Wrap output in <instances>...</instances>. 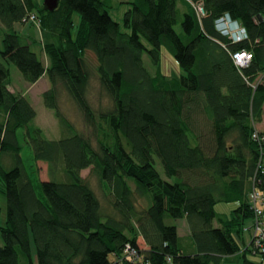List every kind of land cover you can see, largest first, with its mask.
<instances>
[{"label":"trees","instance_id":"obj_1","mask_svg":"<svg viewBox=\"0 0 264 264\" xmlns=\"http://www.w3.org/2000/svg\"><path fill=\"white\" fill-rule=\"evenodd\" d=\"M113 1L61 0L48 11L42 0H0V192L8 213L0 264H223L233 256L263 264L243 233L256 214L252 192L264 198V135L254 137L264 116V0H129L121 22L111 16ZM226 13L247 38L232 41L216 29ZM34 15L44 34L55 32L44 45L48 60L15 27ZM244 50L252 60L241 67L234 54ZM89 52L108 97L97 108ZM167 54L176 75L164 67ZM11 63L28 83L51 82L43 98L60 137L32 125L37 110L12 88ZM61 91L85 124L96 128L97 116L109 123L114 139L93 145L62 114ZM38 161L47 163V180ZM89 167L108 187L115 213L104 212L82 175ZM219 203L234 205L221 212ZM177 219L185 221L183 234Z\"/></svg>","mask_w":264,"mask_h":264},{"label":"rangeland","instance_id":"obj_2","mask_svg":"<svg viewBox=\"0 0 264 264\" xmlns=\"http://www.w3.org/2000/svg\"><path fill=\"white\" fill-rule=\"evenodd\" d=\"M43 1V0H42ZM129 0H114L112 4L114 5V8L111 9L110 13L111 16L116 18L118 21H122L124 17V12L128 8L129 4H127ZM182 8L185 9V6L182 5ZM74 32L76 33L78 26H80V18L77 14H74ZM23 28L22 30L24 34L27 36L29 41H31V47L34 51L37 52L39 58H46V51L44 50V45L47 42L55 41V32L53 33L52 30H46V33L44 34V30L42 29V19L39 16H33L29 21H25L22 24ZM181 29L180 24L177 26V30L179 31ZM147 46L149 44L145 41ZM166 51H164V54ZM168 57H166V65L164 66L168 73H171V76L176 75L177 66H175V59L170 56V54H167ZM144 57V63L145 66L150 68L153 73H155L156 68L152 66L151 58L147 53L143 54ZM86 59L90 62L91 68L94 71V74L91 78V94H90V100L93 103V105L97 108L99 104H107L108 103V97L106 94L100 89V83L97 79L95 65H96V59L94 58V55L90 52L86 55ZM46 60H48L46 58ZM48 62V61H47ZM11 68V80H12V87L14 90H18L21 93H25L31 104L35 106L37 110V117L32 122V125L39 126L43 130L44 136H47L48 138L56 139L57 137H60V131L61 125L59 124V120L57 115L54 113V111L46 106L44 103L43 98V91L48 89L51 86V82H49L48 78L46 76H43L38 82L36 83H28L22 73H20L17 66L13 63L10 65ZM260 81L264 83V75H261L258 78ZM59 97V103L61 106L62 114L67 115L70 120L73 121V123L78 126L85 134L89 135L93 145L98 146L97 143L99 141H103L105 143H110L114 139V134L111 132L109 123H107L103 118H100L97 116V127H92L87 124H85L84 115L80 111V109L77 106V103L75 104L67 92H60ZM264 115V114H263ZM257 127L259 128V133L264 135V116L263 120L259 121L257 123ZM22 135V131H20V136ZM23 157L25 158V161L27 164L31 165L34 164V158H33V152L31 148L23 143ZM158 159V158H157ZM37 167L39 168V175L41 179L48 178V168L47 163L38 161ZM157 168L162 174V176H166V173H164V167L161 162H157ZM82 175L84 177H87L91 186L94 187L98 198H100L101 206L104 209L105 213L113 214L115 213V209L112 207V200L109 195L110 191L106 185L102 182L99 176L96 175V173L93 171L92 167H89L88 169H85L82 171ZM261 193V192H260ZM259 193V196L261 194ZM256 196V195H255ZM255 200L252 197V200L256 202V205L258 207L264 208V201L260 199V197L256 198ZM0 206L2 208L1 210V217H0V224L5 225L6 218H7V202H6V195H4L2 192H0ZM257 207V208H258ZM257 208H255L254 212L257 214L260 212H257ZM264 215V212H263ZM254 217L251 220H247L245 222L244 226V233L249 232L251 235L249 240L246 242L244 240L243 243H250L251 240H253L254 233H253V222ZM179 226L180 230L179 232L183 234L187 230V226L185 225V221L177 219L176 221ZM141 241V245L143 244L142 238H139ZM0 244H2V238L0 234ZM257 259L261 260L264 259L263 254H257ZM137 260V259H136ZM240 257L233 256L232 258L227 259L223 264H241ZM264 264V260L262 261Z\"/></svg>","mask_w":264,"mask_h":264},{"label":"built area","instance_id":"obj_3","mask_svg":"<svg viewBox=\"0 0 264 264\" xmlns=\"http://www.w3.org/2000/svg\"><path fill=\"white\" fill-rule=\"evenodd\" d=\"M216 29L223 33L224 35L228 36L232 41H241L247 38L248 31H246L245 26H242L238 20H235L231 17L229 13H226L222 15L220 18H217L216 20ZM221 22L224 23V25H220ZM235 63H237L238 66L245 67L249 66L250 62L252 60V53L249 51H237L234 54ZM260 135H263L259 133V130L255 133L254 137L257 139L260 137ZM264 137V136H262ZM260 191L254 190L252 192L251 201L255 204V208L258 206L256 205V202L252 200V197L257 200L256 198L260 197L262 201H264V198L262 196V192L260 193L261 196H259ZM256 195V196H255ZM257 212H260L255 214L254 220H253V233H254V244L259 248L261 254L264 255V208L258 207ZM129 254V253H127ZM132 255V256H131ZM133 255H136L135 257ZM130 258L132 257L135 262L137 258V252L131 251V254L128 255Z\"/></svg>","mask_w":264,"mask_h":264},{"label":"crops","instance_id":"obj_4","mask_svg":"<svg viewBox=\"0 0 264 264\" xmlns=\"http://www.w3.org/2000/svg\"><path fill=\"white\" fill-rule=\"evenodd\" d=\"M16 29L17 30H21L22 32H25V30L23 31L22 29L23 28H25V27H23L22 25H21V23H19V24H16ZM43 77V76H42ZM41 79V78H40ZM39 79V80H40ZM38 80V81H39ZM37 81V82H38ZM36 83V82H35ZM13 88V87H12ZM25 94V93H24ZM233 203H230V204H226V203H219V205H218V209L221 211V212H228V211H230V209L233 207ZM244 234V240H246V242L249 240V238H250V234H249V232H246V233H243Z\"/></svg>","mask_w":264,"mask_h":264},{"label":"water","instance_id":"obj_5","mask_svg":"<svg viewBox=\"0 0 264 264\" xmlns=\"http://www.w3.org/2000/svg\"><path fill=\"white\" fill-rule=\"evenodd\" d=\"M61 0H43V6L46 8L48 11H55L58 9L59 4ZM136 264H145L144 262H139Z\"/></svg>","mask_w":264,"mask_h":264},{"label":"bare ground","instance_id":"obj_6","mask_svg":"<svg viewBox=\"0 0 264 264\" xmlns=\"http://www.w3.org/2000/svg\"><path fill=\"white\" fill-rule=\"evenodd\" d=\"M220 25L222 26V25H224V23H223V22H221V24H220Z\"/></svg>","mask_w":264,"mask_h":264}]
</instances>
